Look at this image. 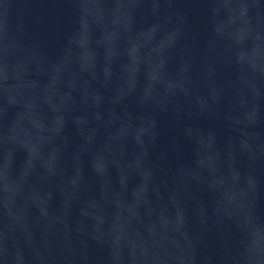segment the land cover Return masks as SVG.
I'll return each instance as SVG.
<instances>
[{
  "label": "water",
  "instance_id": "1",
  "mask_svg": "<svg viewBox=\"0 0 264 264\" xmlns=\"http://www.w3.org/2000/svg\"><path fill=\"white\" fill-rule=\"evenodd\" d=\"M0 264H264V0H0Z\"/></svg>",
  "mask_w": 264,
  "mask_h": 264
}]
</instances>
